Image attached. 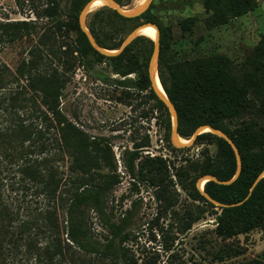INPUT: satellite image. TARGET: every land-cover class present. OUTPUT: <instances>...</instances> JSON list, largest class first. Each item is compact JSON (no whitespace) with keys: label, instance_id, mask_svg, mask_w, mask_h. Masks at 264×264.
<instances>
[{"label":"rangeland","instance_id":"1","mask_svg":"<svg viewBox=\"0 0 264 264\" xmlns=\"http://www.w3.org/2000/svg\"><path fill=\"white\" fill-rule=\"evenodd\" d=\"M141 1L124 0L122 8L134 10ZM256 2L250 13L213 29L206 25L209 14L204 0H154L149 11L167 30L163 57L168 63L217 55L232 61L234 75L249 85L250 93L247 112L228 122V127L248 125L264 137V83L257 82L250 64L264 34V0ZM70 8L71 0H0V24L25 22L29 27L13 43H8L9 38L0 30V67L10 76L3 92L7 104L12 105V96L27 85L25 81L14 83L12 75L24 61H34L39 70H56L65 79L61 111L89 137L93 146L90 151L94 164L87 174V184L113 186L106 196L105 213L113 215L117 223L125 222L129 239L126 245L135 264H264V226L247 235L222 238L216 233L214 215L219 209H211L198 200L200 167L216 157L217 146L201 141L188 150L176 147L172 132L167 137L162 115L150 91L138 90V75L122 77L113 71L111 61L93 55L81 59L76 52V35L67 26ZM103 8L87 16L88 27L93 20L102 21L104 14L96 18L94 15ZM187 18L195 19L190 32H184L181 26ZM145 21L137 20L132 27L136 29ZM97 25L113 37L112 43L126 39L134 30L116 36L107 23ZM142 36L146 42L134 50L149 66L152 53L147 52L148 38ZM259 84L261 88L257 87ZM0 102L5 100L2 98ZM15 105L24 108L10 111L8 116L15 112L10 120L14 117L26 128L38 147L50 143L49 150L41 157H49L48 169L59 168L67 174L73 164L72 158L63 159L58 151L55 141L61 132L56 127L48 128L35 113L32 102L19 99ZM8 116L0 113V122L7 124ZM140 143L147 146L140 149L133 176L127 170L126 160L135 144ZM95 147H98L96 152ZM11 154L7 145L0 146V195L6 204L4 209L0 201V211L16 215L18 225L23 219L33 220L51 211L52 215H60L63 227L66 205L74 188L68 185L56 199L47 198L35 184L22 181L18 173L21 162L10 164ZM87 215L96 237L108 235L93 210Z\"/></svg>","mask_w":264,"mask_h":264},{"label":"trees","instance_id":"2","mask_svg":"<svg viewBox=\"0 0 264 264\" xmlns=\"http://www.w3.org/2000/svg\"><path fill=\"white\" fill-rule=\"evenodd\" d=\"M116 1L121 7L125 6L124 0ZM87 3L86 0H71L67 26L76 35V52L83 60L93 55L100 60L111 61L113 71L122 77L138 75V90L150 91L155 107L162 115L167 137H170L172 120L169 111L152 90L147 61H142L140 54L134 50L135 46L146 42L145 37L136 38L119 56L101 55L91 46L79 25V15ZM256 5V0H204V8L209 14L206 25L210 29L225 25L232 19L250 13ZM149 10L138 18L129 19L121 16L116 10L104 7L95 13L94 17L104 14L100 22L110 25L116 36L131 32L135 28L132 24L140 19L159 27L161 54L158 73L165 93L177 109L180 137L190 140L199 127L209 125L229 135L241 153L242 171L237 181L231 185L210 181L204 186L206 194L223 204L242 203L230 208H218L214 213L217 235L232 239L262 228L264 178L253 191L251 190L257 178L264 172V137L248 125L234 129L228 127V122L242 117L247 112L249 85L239 81L233 73L232 61L222 55L168 63L163 57L167 30L152 17ZM100 22L93 20L88 27L98 44L107 50L120 49L125 39L112 43L113 37L97 25ZM194 22V18L185 19L181 23L183 31L190 32ZM0 30L3 36L9 38L8 43H13L21 37L22 32L28 31L29 27L25 22L17 25L0 24ZM147 45V52L153 53L154 42L148 38ZM250 64L257 74V82L264 83V34L254 50ZM7 72L5 68L0 67V99L5 100V103L0 102L5 105L3 108L0 105V113L7 117L10 111L24 108V105H15L19 99H22V102H32L35 113L39 114V118L48 128L56 127L61 132V137L55 141L58 151L63 159L67 156L72 158L73 166L68 168L67 174L59 168L48 169L49 157L42 158L41 154H45L51 144L38 147L26 128L18 124L14 117L10 120L9 117L15 112L8 116L7 124L0 122V146L7 145L12 151L8 157L10 164L21 162L18 173L22 175V181L28 185L35 184L40 193L49 199L59 197L63 187L68 185H71L74 191L69 195L63 227L60 215H52L51 211L33 220L23 219L20 225L15 221L16 215H6V212L0 211V264H135L126 245L129 239L125 232V222L117 223L113 215L105 213L106 196L113 186L87 184V174L94 164L90 151L93 146L89 137L73 126L61 111L60 99L65 88V79L56 70H39L34 61H24L12 75L14 83L25 81L27 85L12 96L11 105L7 104L6 94L3 93L7 88ZM9 74L11 75V72ZM257 87L261 88V84ZM201 141L216 145L218 152L214 159L209 158L202 164L200 177L210 175L220 181L231 180L237 172V161L229 143L210 132L201 134L196 144ZM146 146L144 143L135 144L134 150L129 153L126 167L133 176L136 172V162L140 159V149ZM97 150L98 147H95L94 151ZM7 171L9 175L10 170ZM140 173L143 174V170ZM196 194L198 200L211 209L217 208L198 189ZM0 201L6 209L1 195ZM89 210L97 214L96 218L107 230L108 235L96 237L87 215Z\"/></svg>","mask_w":264,"mask_h":264},{"label":"water","instance_id":"3","mask_svg":"<svg viewBox=\"0 0 264 264\" xmlns=\"http://www.w3.org/2000/svg\"><path fill=\"white\" fill-rule=\"evenodd\" d=\"M95 1L97 0H90L82 9L80 15H79V25L81 30L85 33V35L87 36L91 46L101 55L105 56V57H116L119 56L120 54H122L126 48L131 45L133 43V41L142 36L141 35V30L146 27V26H152L154 27L157 32H158V38L156 41H154V49H153V53L149 62V66H148V75H149V79L152 85V90L154 91L155 95L165 104V106L167 107L169 114L171 116V120H172V140L173 143L176 147L182 149V148H188L191 147L192 145H194V143L197 141V138L203 134V133H207L210 132L222 139H224L225 141H227L229 143V145L232 147L234 153H235V157H236V161H237V172L235 174V176L229 180V181H220L217 178L210 176V175H206L203 176L197 183V189L201 192V194L210 202L212 203L214 206H216L217 208H230L233 206H238L241 205L240 204H236V205H228V204H223L215 199H213L210 195L206 194L204 191V186L207 182L210 181H214L217 184L220 185H231L232 183H234L235 181H237V179L239 178L241 171H242V158H241V153L238 149V147L236 146L235 142L231 139V137L229 135H227L225 132H223L222 130L213 128L212 126L209 125H205V126H201L199 127L196 132L194 133L193 137L190 140H186L187 143H181L182 138L179 135V117H178V112L177 109L175 107V105L170 101V99L168 98L167 94L164 92V94L159 90L158 86H157V82H156V77L158 75L159 78V73H158V66H159V61H160V54H161V42H160V30L159 27L154 24V23H146L143 24L139 27H137L136 29H134L124 40L122 46L120 49L118 50H107L105 48H103L102 46H100L98 44V42L96 41L94 35L92 34V32L89 30L87 23H86V19L87 16L92 12V7L93 4L95 3ZM105 1L106 5L104 7H109L113 10H116L121 16L125 17V18H129V19H134V18H138L140 16H142L144 13H146L154 0H147L143 5L137 7L134 10L131 11H126L124 10L118 3L116 0H103ZM160 81V78H159ZM161 83V82H160ZM162 86V84H161ZM264 178V172L257 178V180L255 181L252 190L258 185V183Z\"/></svg>","mask_w":264,"mask_h":264},{"label":"bare ground","instance_id":"4","mask_svg":"<svg viewBox=\"0 0 264 264\" xmlns=\"http://www.w3.org/2000/svg\"><path fill=\"white\" fill-rule=\"evenodd\" d=\"M146 1L147 0H142L140 2V6L143 5ZM105 5H106L105 1H103V0H97L93 4L92 11H94L97 8L104 7ZM141 35L146 36L147 38L151 39L152 41H156L157 38H158V32L152 26H146V27H144L141 30ZM156 82H157V86H158L159 90L164 94L165 91H164L163 87L161 86V83L159 81L158 75L156 77ZM181 143H187V142L184 141V140H181Z\"/></svg>","mask_w":264,"mask_h":264}]
</instances>
